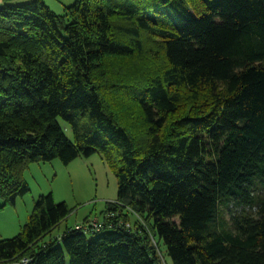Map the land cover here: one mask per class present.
<instances>
[{"label":"trees","instance_id":"obj_1","mask_svg":"<svg viewBox=\"0 0 264 264\" xmlns=\"http://www.w3.org/2000/svg\"><path fill=\"white\" fill-rule=\"evenodd\" d=\"M96 152L105 233L55 234L71 210L42 194L0 264H264V0L0 5L3 205L30 163Z\"/></svg>","mask_w":264,"mask_h":264},{"label":"rangeland","instance_id":"obj_2","mask_svg":"<svg viewBox=\"0 0 264 264\" xmlns=\"http://www.w3.org/2000/svg\"><path fill=\"white\" fill-rule=\"evenodd\" d=\"M30 1L32 0H0V5H21ZM44 2L55 13L65 14L67 6L75 0ZM115 59L119 62L118 58ZM59 120L67 137L74 140L70 124L63 118ZM25 179L30 190L18 196L14 204L3 205L4 201L0 199V239L12 238L21 232L33 212L35 201L42 194L52 192L57 202H66L71 210L67 219L55 231V234H60L67 224L84 223L87 217H97L103 221L102 211L106 209L107 201L115 200L119 192L118 178L100 152L78 156L68 164L59 158L32 162L26 168ZM135 220L143 221L132 214V225ZM104 233L105 230L95 233L87 231L86 235L93 240ZM66 264H70L67 253Z\"/></svg>","mask_w":264,"mask_h":264},{"label":"built area","instance_id":"obj_3","mask_svg":"<svg viewBox=\"0 0 264 264\" xmlns=\"http://www.w3.org/2000/svg\"><path fill=\"white\" fill-rule=\"evenodd\" d=\"M106 216L109 220H111V218L116 216V214L114 212L110 211L106 214ZM136 217L141 219L138 215H136ZM105 227H106V223L104 222V220L102 221L99 218L97 219V217H95V218L89 217L88 220L85 221L84 223H78L75 225L76 229L85 230V231H91V230L100 231ZM109 227H112V228H114V227L131 228L132 223L130 220H126V219H123L121 217L120 219L117 220L116 223L109 221ZM30 260H31L30 258L25 257L19 264H28L30 262Z\"/></svg>","mask_w":264,"mask_h":264},{"label":"crops","instance_id":"obj_4","mask_svg":"<svg viewBox=\"0 0 264 264\" xmlns=\"http://www.w3.org/2000/svg\"><path fill=\"white\" fill-rule=\"evenodd\" d=\"M76 224H78V223H76ZM67 225H68V224H67ZM67 225H66V226H67Z\"/></svg>","mask_w":264,"mask_h":264},{"label":"clouds","instance_id":"obj_5","mask_svg":"<svg viewBox=\"0 0 264 264\" xmlns=\"http://www.w3.org/2000/svg\"><path fill=\"white\" fill-rule=\"evenodd\" d=\"M76 225V224H75Z\"/></svg>","mask_w":264,"mask_h":264}]
</instances>
